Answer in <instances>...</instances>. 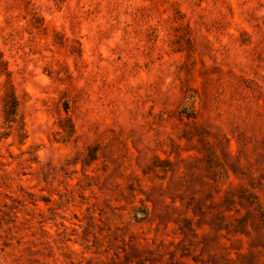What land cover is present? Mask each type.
<instances>
[{
  "label": "rangeland",
  "instance_id": "374dc122",
  "mask_svg": "<svg viewBox=\"0 0 264 264\" xmlns=\"http://www.w3.org/2000/svg\"><path fill=\"white\" fill-rule=\"evenodd\" d=\"M0 264H264V0H0Z\"/></svg>",
  "mask_w": 264,
  "mask_h": 264
}]
</instances>
